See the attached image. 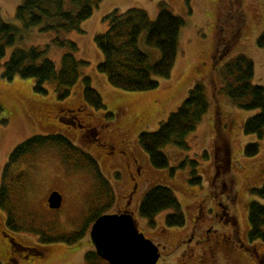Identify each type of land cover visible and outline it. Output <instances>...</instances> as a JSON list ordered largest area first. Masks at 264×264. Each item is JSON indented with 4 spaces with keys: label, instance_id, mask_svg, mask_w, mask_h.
Listing matches in <instances>:
<instances>
[{
    "label": "rangeland",
    "instance_id": "obj_1",
    "mask_svg": "<svg viewBox=\"0 0 264 264\" xmlns=\"http://www.w3.org/2000/svg\"><path fill=\"white\" fill-rule=\"evenodd\" d=\"M20 1L0 0L1 19L18 29L15 46L7 48L0 61V185L5 183L8 189L6 210L0 209V264H9L6 235L15 241L10 250L19 244L29 251L17 250L19 264H84L86 254L94 251L90 239L93 223L87 222L91 208L106 205L108 199L105 194H99L94 173L82 155L68 154L70 161L66 162L63 146H37L9 167L6 180L2 179L4 167L17 145L34 136L54 134L64 136L79 151L97 161L113 195L105 214L129 211L137 230L158 246L157 264H261L264 241L248 240V205L252 201L264 205V200L251 193V189L264 184V132L261 139L243 132L245 121L257 112L241 110L231 104L221 89L219 71L222 64L244 55L254 65L252 83L264 85V48L257 45L264 31V0H192L189 7L185 0L99 2L92 16L81 23L80 31L63 33L60 37L75 42L76 57L88 63L81 75L90 78L92 88L101 96L102 110L85 104L82 79L72 87L69 97L60 100L54 83H47L48 92L42 95L34 91L32 79L6 81L2 78V66L16 48L48 45L46 57L57 68L67 52L51 44L53 33H41L37 28L23 29L15 18ZM130 8L146 11L150 20L163 8L185 21L171 75L158 80L159 86L152 91L115 88L97 70L103 57L94 38L107 29L103 18L113 10L124 12ZM144 39L142 35L141 42ZM221 44L227 45L229 50L219 64L214 65L213 55ZM142 48L152 62L158 60V50L145 44ZM196 83L204 86L208 111L196 130L186 137L188 148L167 145L162 152L168 158V166L155 168L141 148L138 135L155 132ZM78 108L83 127L73 126L67 120L66 115H72ZM3 120L6 123L3 124ZM85 128L91 131L81 139ZM218 134L227 151L223 153L224 169L220 171L215 163ZM251 143L259 145V152L248 157L244 148ZM108 144L115 148V153ZM119 150L123 151V156L117 154ZM193 161L201 179L198 184L191 182ZM181 164L184 165L180 167ZM133 168L137 174L133 175L135 179L131 177ZM156 185L173 192L185 217L184 226L165 225L171 210L157 214L154 226L139 215L144 195ZM52 191L59 192L63 198L59 209L51 210L47 206ZM226 212L225 220L233 221L243 245L231 240L223 246L214 241L218 231L227 232L231 226L220 219ZM8 214L22 230L7 226ZM75 233L81 236L72 244L66 240H42Z\"/></svg>",
    "mask_w": 264,
    "mask_h": 264
},
{
    "label": "trees",
    "instance_id": "obj_2",
    "mask_svg": "<svg viewBox=\"0 0 264 264\" xmlns=\"http://www.w3.org/2000/svg\"><path fill=\"white\" fill-rule=\"evenodd\" d=\"M102 0H21L16 7L15 18L24 30L37 28L41 33H53V46L66 49L61 58L60 67L46 57L49 46L45 48L30 47L16 48L9 59L2 66V78L12 81L14 78L34 80V91L46 95L47 83L55 84L57 98L64 100L70 95L72 87L82 79L83 98L85 104L95 110H102L104 104L101 96L91 86V80L81 75V70L88 65L84 60L76 57L78 46L75 42L60 37L63 33L80 31L81 23L89 19L98 3ZM192 0H185L190 5ZM103 20L107 24L105 32L95 36L94 41L102 54L103 60L97 65V70L104 74L108 83L118 89L131 92L152 91L159 86L158 80L167 79L175 65L178 55V40L185 21L166 9H161L154 20H150L146 11L130 8L124 12L113 10ZM18 29L4 22L0 16V61L6 55L7 48L14 47L18 40ZM145 35L141 42V36ZM159 51V58L152 62L150 56L143 50L142 45ZM257 45L264 48V31L257 39ZM229 50L227 45L221 44L214 52L213 64H219L224 54ZM222 91L231 104L241 110L256 111L243 124V132L253 134L260 139L264 132V85L252 83L254 65L244 55H238L222 64L219 71ZM209 104L205 95L204 86L196 83L181 105L163 121L155 132H143L138 135L141 148L148 155L150 163L155 168L168 166V158L162 152L167 145L173 144L180 148H188L186 137L194 132L198 124L207 113ZM112 116V114H107ZM2 123H6L3 120ZM60 145L65 149L64 159L70 161L72 155H82L87 160L99 185V194H105L108 203L104 206L91 208V216L87 224L93 223L98 217L106 213V209L113 200L108 181L103 177L99 165L90 155L79 151L72 142L62 135L34 136L15 147L5 165L2 179L6 180L9 167L27 153H31L37 146ZM227 152L219 134L215 141L216 168L224 169ZM259 152V145L251 143L245 146L244 154L253 157ZM221 156V157H220ZM184 164H181L182 167ZM192 183H200L201 179L196 171L197 164L193 161ZM8 189L5 183L0 185V209L6 210ZM251 193L264 200V184L260 188L251 189ZM171 210L165 218L167 227H181L185 224V217L180 210L179 203L173 192L167 187L156 185L143 197L139 207V215L154 226V218L162 211ZM10 212V211H9ZM248 223L250 242L264 241V205L252 201L248 205ZM13 230H22L16 226L8 214L6 221ZM81 234L59 236L55 239L66 240L69 244L77 242ZM18 247V248H17ZM13 247L18 252L20 245ZM31 251V249H30ZM263 261V260H262ZM84 264H109L101 259L94 251L85 256Z\"/></svg>",
    "mask_w": 264,
    "mask_h": 264
},
{
    "label": "water",
    "instance_id": "obj_3",
    "mask_svg": "<svg viewBox=\"0 0 264 264\" xmlns=\"http://www.w3.org/2000/svg\"><path fill=\"white\" fill-rule=\"evenodd\" d=\"M61 204V194L51 192L48 208ZM90 238L97 255L109 264H157L160 257L158 246L137 230L130 212L101 215L91 226Z\"/></svg>",
    "mask_w": 264,
    "mask_h": 264
},
{
    "label": "flooded vegetation",
    "instance_id": "obj_4",
    "mask_svg": "<svg viewBox=\"0 0 264 264\" xmlns=\"http://www.w3.org/2000/svg\"><path fill=\"white\" fill-rule=\"evenodd\" d=\"M80 111V109L78 108V109H76L75 110V113H72V115H66V116H68V119L67 120H70V122L72 123L71 125H73V126H80V127H83V125L81 124V122H82V119H81V117H79V112ZM69 112V111H68ZM71 112H69V114H70ZM75 125H74V124ZM91 131V129H89V128H85V129H83V131H82V133L80 134V138L82 139L83 137H85V133L86 132H90ZM108 147L112 150V153H115V148L112 146V145H109L108 144ZM117 154L118 155H121V156H123V151L121 150H119V151H117ZM125 161V160H124ZM125 163H126V161H125ZM129 164V163H128ZM129 166H131V164H129ZM134 169V168H133ZM133 174L131 175V177H132V179H135L134 177H133V175L135 176V175H137L136 174V171H135V169H134V171L132 172ZM139 173V172H138ZM134 186V185H133ZM129 195V194H128ZM128 200V199H127ZM227 216V212L226 213H224V217H221L220 216V219L222 220V221H224V222H229L230 223V225L231 226H229L228 228H229V230L226 232V231H218V233L216 234V236H215V242H217V244L218 243H220L221 245H225V243L227 242V241H234L235 243H240L241 242V240H240V238L238 237V233H237V230H236V227L234 226V224L232 223L233 221H231V220H229V218L227 219V220H225V217ZM241 245H243L242 244V242H241ZM11 244L9 243V251H10V254L7 256V262L9 263V264H13V262L15 263V264H19V262H18V260H17V253L18 252H15V251H13V250H10L11 249ZM226 247V246H225ZM226 249V248H225ZM212 255V254H211ZM261 262V264H264V260L263 261H260Z\"/></svg>",
    "mask_w": 264,
    "mask_h": 264
}]
</instances>
